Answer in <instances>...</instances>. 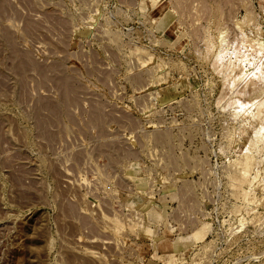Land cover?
I'll use <instances>...</instances> for the list:
<instances>
[{"label": "rangeland", "instance_id": "rangeland-1", "mask_svg": "<svg viewBox=\"0 0 264 264\" xmlns=\"http://www.w3.org/2000/svg\"><path fill=\"white\" fill-rule=\"evenodd\" d=\"M263 127L264 0H0V264H264Z\"/></svg>", "mask_w": 264, "mask_h": 264}, {"label": "bare ground", "instance_id": "bare-ground-1", "mask_svg": "<svg viewBox=\"0 0 264 264\" xmlns=\"http://www.w3.org/2000/svg\"><path fill=\"white\" fill-rule=\"evenodd\" d=\"M9 35V34H8ZM257 67H258V65H256ZM261 68V67H260ZM256 69V68H255ZM255 69H253V70H255ZM259 69V68H258ZM262 69V68H261ZM256 71H257V69H256ZM260 72H262V70H259ZM255 73V72H254ZM253 74V73H252ZM254 75V74H253ZM260 75H263L262 73L260 74ZM257 76H259V72H258V75ZM256 77V76H255ZM262 78H263V76H261ZM264 128V127H263ZM246 155H248V154H246ZM182 238V237H181Z\"/></svg>", "mask_w": 264, "mask_h": 264}]
</instances>
